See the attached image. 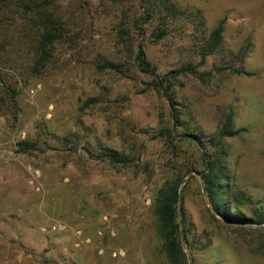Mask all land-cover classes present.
<instances>
[{
  "label": "rangeland",
  "instance_id": "rangeland-1",
  "mask_svg": "<svg viewBox=\"0 0 264 264\" xmlns=\"http://www.w3.org/2000/svg\"><path fill=\"white\" fill-rule=\"evenodd\" d=\"M172 1L200 10L204 25L174 19L153 40L155 16L144 39L132 24L144 19L139 0H0V70L14 90L9 96L0 83V264H168L153 200L174 175L187 264H264V223L246 220L264 212V0ZM39 16L55 37L37 61ZM220 19L224 53L208 55L171 88L191 127L173 126L151 75L133 65L127 75L98 68L104 60L131 64L121 28L160 76L197 62L200 38ZM247 41L253 47L242 65L250 75L233 73L228 66H239L240 55L229 54ZM229 104L239 130L213 144ZM99 144L129 162L113 163ZM212 160L229 179L231 220L213 209L220 196L202 178ZM59 223L68 229H52Z\"/></svg>",
  "mask_w": 264,
  "mask_h": 264
},
{
  "label": "trees",
  "instance_id": "trees-1",
  "mask_svg": "<svg viewBox=\"0 0 264 264\" xmlns=\"http://www.w3.org/2000/svg\"><path fill=\"white\" fill-rule=\"evenodd\" d=\"M139 3L143 9L144 19L139 20L136 18L133 20L132 24L144 39L146 31L151 25L148 24L145 27L144 24L150 22V20L155 16L158 18V25L152 26L149 32V36L153 40H158L165 36L167 33V23L174 19H188L191 22H195L197 26L202 27V25H204V18L200 10H187L180 8L172 0H139ZM38 20L42 30L37 37V41H35L36 51H34V54L37 56V61H40V56L43 55V51H45L48 43L55 37V35L53 34L52 24L48 18L39 16ZM223 30L224 20L220 19L206 35H203L200 38V43L196 46L198 56L197 62H187L176 68L169 69L162 76H160L156 72L157 67L147 58L143 44H134L129 33L121 28L119 30V35L129 54V58H127L126 62L129 60L131 64H126L116 60H104L99 64L98 68L110 69L123 75H127L131 71V66L133 65L139 72L151 75V78L154 80V84L157 85L161 91H163L164 96L169 102L172 110L173 126L186 125L188 128L194 125L195 122H192V119L188 121H182L180 119L181 112L175 106V98L172 95L171 88L174 85V80L178 76L197 74L198 68L205 63V59L208 55L224 53ZM252 47V42L247 41V46H243V44L240 45L237 53L230 52V56L240 55L239 66H228V68H231L233 73L250 75V72L244 69L242 62L244 57H247L250 54ZM201 74L208 76L211 72H201ZM0 83L2 86L6 85V92L10 96L14 90L10 84L5 83L1 70ZM89 100L94 101L93 98H89ZM238 130L239 129H235L233 126V107L229 104L227 106L224 121L219 123L217 130L212 134L209 140L213 144H216L221 141L224 136L234 135ZM194 131L195 129L192 130V132H189L194 133ZM23 146H25V149L30 148L26 142H23ZM99 147L101 149L100 155L107 157L113 163L124 164L129 162V159L126 156L119 153L114 148H110L102 144H99ZM24 148L21 147V149ZM202 178L205 183L206 190L213 197L220 196L219 200L214 199V205L212 204L213 209L224 219L231 220L232 217L229 214V179L225 176L222 177V166L218 163V160L208 162L206 170L202 173ZM180 182V175H174L166 179L157 189L153 200V215L155 217L156 232L161 238V249L165 254L168 264H187L186 254L182 247V239L184 236H181L180 222L178 220L179 215L182 216L183 221L185 218V210L180 202L179 195ZM234 193L236 194L235 199H238V196L240 195L239 192ZM255 214L257 215L256 218L247 217V224L264 223V212H255Z\"/></svg>",
  "mask_w": 264,
  "mask_h": 264
},
{
  "label": "built area",
  "instance_id": "built-area-1",
  "mask_svg": "<svg viewBox=\"0 0 264 264\" xmlns=\"http://www.w3.org/2000/svg\"><path fill=\"white\" fill-rule=\"evenodd\" d=\"M52 229H54V230H58V231L61 232V231H66V230L68 229V227H67L66 224H64V223H59V224H57V225H54V226L52 227ZM70 230H72L73 234L76 235L77 237H80L81 234H82V232H81V230H80L79 228H72V227H71ZM85 241L88 242L89 240H88V239H85ZM123 254H124L123 249H119V250H117V251H113V252H112V255H113V256H116V255H123Z\"/></svg>",
  "mask_w": 264,
  "mask_h": 264
}]
</instances>
